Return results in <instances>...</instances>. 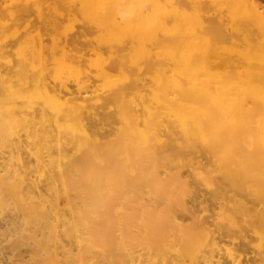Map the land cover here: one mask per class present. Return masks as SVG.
<instances>
[{
  "label": "bare ground",
  "instance_id": "bare-ground-1",
  "mask_svg": "<svg viewBox=\"0 0 264 264\" xmlns=\"http://www.w3.org/2000/svg\"><path fill=\"white\" fill-rule=\"evenodd\" d=\"M261 2L0 0L14 246L42 264L74 243L83 264H253L226 244L229 188L264 222Z\"/></svg>",
  "mask_w": 264,
  "mask_h": 264
},
{
  "label": "rangeland",
  "instance_id": "rangeland-1",
  "mask_svg": "<svg viewBox=\"0 0 264 264\" xmlns=\"http://www.w3.org/2000/svg\"><path fill=\"white\" fill-rule=\"evenodd\" d=\"M260 11L264 13V0L261 2ZM256 182V181H255ZM252 183V182H251ZM258 185L261 182H256ZM262 200H264V182L262 190ZM229 210L232 217H236L240 227H236L230 233V242L228 244H235L236 247L245 250L251 257L253 264H264V222L259 224L253 223L256 212L255 200L252 195L245 191V194L236 195L235 192L229 188ZM9 214L11 216H19L17 211H4L0 208V264H42L40 261L32 259V249L28 244H20L15 247L16 238H18L15 229L7 227L4 218ZM253 220V221H252ZM185 223H191L192 220L184 219ZM202 241L206 237L201 238ZM71 248V262L68 264H83V252L77 243L70 245ZM90 264H97L98 252H91Z\"/></svg>",
  "mask_w": 264,
  "mask_h": 264
}]
</instances>
